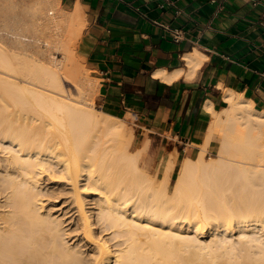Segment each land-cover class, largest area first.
Returning <instances> with one entry per match:
<instances>
[{
  "label": "bare ground",
  "instance_id": "obj_1",
  "mask_svg": "<svg viewBox=\"0 0 264 264\" xmlns=\"http://www.w3.org/2000/svg\"><path fill=\"white\" fill-rule=\"evenodd\" d=\"M22 10L31 12L33 25ZM81 16L79 4L68 11L61 0H0V147L8 152L0 160L6 174L0 207H13L0 211V264H264V197L249 199L264 191V110L220 84L227 105L204 106L213 116L204 141L215 127L223 132L218 157L207 158L202 143L206 150L183 159L172 192L171 155L156 185L139 166L142 150L132 154V141L124 140L125 121L135 113L121 117L96 108L98 87L87 70L72 76L78 96L65 95L61 75L76 55L86 25ZM33 28L45 38L33 36ZM44 45L63 51L64 59L46 58V65L39 60L43 66L20 59L47 53ZM206 58L194 48L184 54L185 67L155 75L192 78ZM46 171L58 172L49 179L60 193H71L75 246L64 241L61 219L41 210ZM110 229L116 244L106 237Z\"/></svg>",
  "mask_w": 264,
  "mask_h": 264
},
{
  "label": "crops",
  "instance_id": "obj_2",
  "mask_svg": "<svg viewBox=\"0 0 264 264\" xmlns=\"http://www.w3.org/2000/svg\"><path fill=\"white\" fill-rule=\"evenodd\" d=\"M173 1L165 6L162 0L61 3L66 9L79 4L86 25L77 52L98 73L101 106L117 116L135 113L138 149L149 146L164 155L163 165L173 155L175 171L185 157L201 151L213 120L204 106L227 105L220 84L264 110V0ZM174 29L181 30L179 41ZM194 48L207 55L196 76L167 81L155 75L158 69L185 67L184 54ZM222 133L214 128L209 152Z\"/></svg>",
  "mask_w": 264,
  "mask_h": 264
},
{
  "label": "rangeland",
  "instance_id": "obj_3",
  "mask_svg": "<svg viewBox=\"0 0 264 264\" xmlns=\"http://www.w3.org/2000/svg\"><path fill=\"white\" fill-rule=\"evenodd\" d=\"M18 1H22V0H18ZM73 9V8H72ZM72 9H67L68 11H71ZM23 12H20V14L22 15V17L23 18H26V19H28V20H26V21H28V23L29 24H31V25H33V23L35 22V20L34 19H32L33 18V15L30 17V14H31V12L29 11V10H22ZM18 12V13H19ZM19 14V15H20ZM29 16V17H28ZM3 23H5V22H0V29H5V26L4 25H2ZM65 27V26H64ZM32 27H30V29H31ZM35 29V34L36 35H33V36H38V37H41L42 39H44L45 38V36H46V34L44 35V31H42V30H40V29H38V28H33V30ZM70 29V28H69ZM84 29V28H83ZM6 31V30H5ZM4 30H3V32H5ZM32 31H30V32H28L29 34L31 33ZM34 32V31H33ZM27 33V34H28ZM32 34H34V33H32ZM31 34V35H32ZM44 36V37H43ZM6 38V37H5ZM28 42V41H27ZM41 42V45L42 44H44V41L43 40H41L40 41ZM78 44V43H77ZM39 45H40V43H39ZM43 47V46H42ZM44 47L46 48V46L44 45ZM48 48V47H47ZM47 48L46 49H43V50H45V51H48L47 53L45 52H42L43 54H44V56H46L45 57V59H44V56H43V54H41V55H39V53H38V55H37V52L38 51H36V54L35 53H30V52H28V53H24V54H22V55H19L20 56V59L21 60H24V61H28V63H40L39 62V60L40 61H43L44 63L46 62L45 60H46V58H49V60L52 58V59H54V60H63L64 58H63V54H64V52L63 51H61V50H59L58 48H56L55 46H51V48H50V46H49V50H47ZM8 50V49H7ZM33 51H35V50H32L31 52H33ZM49 53V54H48ZM46 54V55H45ZM51 56V57H50ZM43 57V58H42ZM43 59V60H42ZM70 61H69V67L71 66V68L70 69H72L73 70V72L69 69L66 73L64 72L62 75H61V78H62V81H63V87H64V89H65V95H67V96H69V95H71L72 97H77L78 96V93H79V89H78V87H77V85H75V83H74V81H73V78L74 77H72L74 74H80L82 71H84V70H87L88 72H89V74L91 73V75H90V78H91V80H93V79H95V81H96V84H97V87H98V89H97V91L95 92V94H94V106L96 107V108H98V109H102V110H105L107 113H109V114H114L113 112H111V111H109V110H107V109H105V108H103L102 106H101V102H100V100H99V96H100V79H99V77H98V73L95 71V70H93L92 68H90L88 65H87V63H86V60L83 58V57H81L80 56V54L77 52V47H76V55L73 57V58H70L69 59ZM47 61H48V59H47ZM42 62V63H43ZM42 63H40L41 65H42ZM43 63V65H46V64H48L47 62L44 64ZM42 65V66H43ZM39 68V67H38ZM71 75V76H70ZM69 76L71 77V78H69ZM93 78V79H92ZM20 81H22L21 79H20ZM129 112H132V111H129ZM133 113V112H132ZM121 117H124V116H121ZM135 118H136V116H135ZM133 121H125V124H126V122H127V127H126V139H124V140H131L132 141V145H131V152H132V154H136V153H134L135 152V150L138 148V146L140 145V142H141V139H140V135L138 134V126H137V120L136 119H132ZM207 138V137H206ZM148 139V141H149V138H148V136L146 135V138H145V140H147ZM210 140H211V138H209ZM207 141V143H204V142H206ZM206 141H204L203 142V144H205V146L207 147L206 149H207V151H205V156L207 157V158H209L210 156H212V157H218V152H219V149H220V147H221V141H222V138H221V141H220V143H219V145L215 148V150L214 151H211V152H209L208 150H209V143H210V141H208V139H206ZM109 143H112V142H109ZM149 144H150V141H149ZM202 144V145H203ZM207 144H208V146H207ZM125 145H126V142H124V144H123V147H125ZM205 146H201V144H200V148H201V150H203V148L205 147ZM2 148L0 147V160L3 158V157H5L6 155H8V152L7 151H3V150H1ZM205 149V148H204ZM205 149V150H206ZM2 151V152H1ZM201 152V151H200ZM203 152V151H202ZM6 153V154H5ZM2 155V156H1ZM170 155V154H169ZM168 155V156H169ZM167 156V157H168ZM163 158H164V155H162V154H158L157 153V151L156 150H154V149H151V148H149V146L147 147V149L144 151V152H142V154L140 155V157H139V165H140V167H141V170H143V171H146V175H148L149 176V178H151V179H153L154 180V182H155V184L156 185H158L161 181H160V179H162V177H163V174H164V165H163ZM192 158H196V157H192ZM182 164V163H181ZM180 168H181V166H179ZM179 167H177V169L175 170V171H173V173H172V175H171V180H170V188H171V191L173 192V188H174V186H175V183L178 181V179H179V176H180V168ZM1 168V167H0ZM4 173V174H3ZM46 173V174H45ZM44 174H42V176L40 177L41 179H40V184H41V193H38V194H40L39 195V197H40V200L42 201V209L41 210H43V211H45L46 213H51V214H53V216H57L59 219H61V221H62V223L60 224V227H61V229H62V231H61V234L63 235V233L66 235V237H65V235H63V237H65L64 239V241L66 242L67 241V243L68 244H71V243H73L74 244V246L78 243L79 244V242H78V238H79V236L77 235V232H75L74 231V229H75V226H74V222H73V219H71L73 216L75 217V215L76 214H74V211H73V209L71 208L72 207V205L70 204V202H71V200H69L70 198V194L68 195V194H66V193H68V192H66V191H64V193H60V191H59V185L58 184H54L53 182H51V179H49V177H52V176H54V174L56 175H58V172L57 173H52V175L51 174H49L50 172L48 171H46ZM221 174V173H220ZM2 175V176H1ZM5 172H1L0 173V182H3V179H1L2 177H4L5 178ZM48 175H50V176H48ZM59 176V175H58ZM197 176V175H196ZM215 176V175H214ZM220 176V175H219ZM222 176V175H221ZM200 177V176H199ZM212 177V176H211ZM59 178V177H58ZM201 179V178H200ZM229 184H231V183H229ZM262 186V188L260 189V190H264V185H261ZM58 187V188H57ZM55 190V191H54ZM39 191V192H40ZM170 191V192H171ZM59 192V193H58ZM66 192V193H65ZM264 192V191H263ZM263 192H261V193H259L258 195H256L255 197H253V198H249L250 200H255L256 198H257V196H259V198H261V197H264V193ZM244 193H253L250 189H248V188H244ZM56 197H57V199H56ZM91 197H95V195H92ZM90 196H87V198H86V201H88L90 198H91ZM97 197V198H96ZM95 198L96 199H98L99 198V196L97 195ZM162 197H163V199L165 198V200H167V198H168V200H169V196H166V197H164L163 195H162ZM162 199V200H163ZM171 199V198H170ZM55 201V202H54ZM71 205V206H70ZM8 207V208H7ZM7 207H5V208H3V207H0V211H4V212H9V210H12L13 209V207L11 206L10 207V205L9 206H7ZM67 210H69V211H67ZM70 211H71V213H70ZM73 212V213H72ZM68 213V214H67ZM68 216H67V215ZM73 214V215H72ZM55 216V217H56ZM68 217H70V218H68ZM68 219V220H67ZM70 219V220H69ZM69 221H71V222H69ZM68 222V223H67ZM67 224V225H66ZM72 227H73V229H72ZM65 229V230H64ZM73 230V232H71L72 230ZM238 229H236V232L238 233V231H237ZM99 231H102V228L101 229H99ZM113 230L112 229H110V230H105V233L107 232V238L109 237V238H111L110 239V241H112V243H114V244H116L115 242H117V240H118V238L117 237H115V236H113L114 235V233H111ZM75 232V233H74ZM111 234H109V233ZM72 234H74V235H72ZM108 234H109V236H108ZM238 234H236V236H237ZM73 236H75V237H73ZM212 235H210V232H208L207 233V237L205 238V239H207V241L208 242H210L211 241V238H213V237H211ZM236 236H234V237H236ZM76 237H78V238H76ZM73 238V239H72ZM78 239V240H77ZM116 239V240H115ZM74 241V242H73ZM71 242V243H70ZM113 244V245H114ZM210 244V243H209ZM72 245V244H71ZM73 246V245H72ZM210 248V247H209ZM83 249H86V248H83ZM86 250H88V249H86ZM90 251V250H89ZM87 252V251H86ZM86 252H85V254H86ZM219 252H222L221 250L220 251H217L216 253H219ZM89 253V252H88ZM91 253V252H90ZM243 254H247V252L246 251H244L243 252ZM250 254V253H249ZM245 257V256H244Z\"/></svg>",
  "mask_w": 264,
  "mask_h": 264
},
{
  "label": "built area",
  "instance_id": "obj_4",
  "mask_svg": "<svg viewBox=\"0 0 264 264\" xmlns=\"http://www.w3.org/2000/svg\"><path fill=\"white\" fill-rule=\"evenodd\" d=\"M166 4H174V1L173 0H162L161 6H165ZM180 11H181L180 9H177L176 14H178ZM173 33H174V39L176 41H179L181 39V30L174 29Z\"/></svg>",
  "mask_w": 264,
  "mask_h": 264
}]
</instances>
